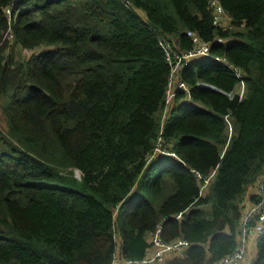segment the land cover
<instances>
[{
	"label": "trees",
	"instance_id": "trees-1",
	"mask_svg": "<svg viewBox=\"0 0 264 264\" xmlns=\"http://www.w3.org/2000/svg\"><path fill=\"white\" fill-rule=\"evenodd\" d=\"M13 1L0 0V264H110L115 251L143 264L157 228L189 242L161 264L232 254L264 169V0H219L225 29L210 0H21L1 42ZM188 30L210 52L179 70L186 89L174 84L161 125L157 37L187 50ZM158 136L176 156H152ZM255 245L249 264H264V234Z\"/></svg>",
	"mask_w": 264,
	"mask_h": 264
},
{
	"label": "built area",
	"instance_id": "built-area-1",
	"mask_svg": "<svg viewBox=\"0 0 264 264\" xmlns=\"http://www.w3.org/2000/svg\"><path fill=\"white\" fill-rule=\"evenodd\" d=\"M19 1L21 0H14L9 6L5 8L8 28L4 32L3 40H12L14 38L10 28V22L12 19V8ZM123 2L126 6L129 5V2L127 0H123ZM209 6L212 12L213 25L215 27H222L223 29L227 28L230 22L229 16L224 11L219 0H210ZM186 34L190 38L192 43V47L187 50H181L177 47H174L172 43L164 41L161 38L157 37L161 47L165 52V59L170 66V73L167 82V98L172 95V90L175 83H177L180 88L186 89L185 86L181 82H179V70L183 66L188 65L193 59L201 56H207L210 52V43L201 40L196 32L188 30L186 31ZM26 51L29 53L28 50ZM217 59L220 62L227 64L234 71L238 78H242L241 70L229 64L225 57L222 56ZM239 84H242V87H244L243 82H240ZM236 89L232 93L226 94L229 96L231 95V97L236 94L241 95L236 91ZM157 155L176 156L175 152L168 146V144H165L161 136H158L152 152V156ZM198 177L202 176L198 175ZM208 180L209 178L205 177L202 187L203 185L206 186ZM255 186L257 188V192L253 194L254 199L249 198L248 205L242 216L240 243L238 247L232 254L224 257L215 264H242L246 255L248 234L252 233L254 236L264 234V169L262 171V174L257 179ZM180 216L181 212L177 214V217ZM149 242L150 247L147 250L145 259L142 261L143 264H147V262H152L153 264H161L165 260L169 252L179 251L189 246V242L184 239H176L169 243L164 241L160 235L159 228H157L154 233L150 234ZM110 264H131V262L125 260L124 258H121L118 252L115 251Z\"/></svg>",
	"mask_w": 264,
	"mask_h": 264
},
{
	"label": "rangeland",
	"instance_id": "rangeland-1",
	"mask_svg": "<svg viewBox=\"0 0 264 264\" xmlns=\"http://www.w3.org/2000/svg\"><path fill=\"white\" fill-rule=\"evenodd\" d=\"M138 13L140 14V16H142V18H144V13L142 11H138ZM145 19V18H144ZM3 41V39L1 40ZM19 50V51H18ZM17 52H21V49H18ZM26 53H28L26 50H23L20 54L22 55H26ZM243 85L242 84H239L236 91L239 92L241 95L243 94L242 91L244 92V87H242ZM172 95L169 96L166 100L167 104L166 105V108L164 109L163 113H162V116H161V124L163 123V120H164V117L166 116L167 114V110H168V106H169V101L171 99ZM5 103V98L3 95H0V135L6 133V123H5V119L4 117L2 116V107ZM227 124H228V129H227V132L228 134H231V123L230 121L228 120L227 121ZM73 175L74 177H76L77 179H80L81 177V173L76 170V169H73ZM205 186L203 185L202 188H204ZM257 192V188L255 185H251L247 192H246V197H245V200H244V209L243 211H245L246 209V206H247V202H248V199L250 198L251 195H253L254 193ZM205 209L207 210V207H205ZM208 215V214H207ZM255 254H256V245H255V236L250 233L248 234L247 236V250H246V255H245V258L243 260L244 263L248 264L250 263L253 258L255 257ZM242 262V264H244ZM147 264H153L152 262H147Z\"/></svg>",
	"mask_w": 264,
	"mask_h": 264
},
{
	"label": "crops",
	"instance_id": "crops-1",
	"mask_svg": "<svg viewBox=\"0 0 264 264\" xmlns=\"http://www.w3.org/2000/svg\"><path fill=\"white\" fill-rule=\"evenodd\" d=\"M248 202H249V199H248ZM248 202H247V205H248ZM247 207V206H246ZM244 263V262H243ZM244 264H246V263H244ZM249 264V263H248Z\"/></svg>",
	"mask_w": 264,
	"mask_h": 264
}]
</instances>
